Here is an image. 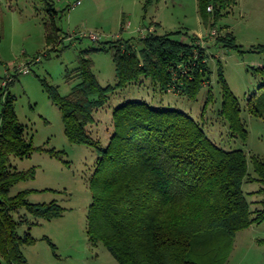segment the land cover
<instances>
[{"label":"trees","instance_id":"obj_1","mask_svg":"<svg viewBox=\"0 0 264 264\" xmlns=\"http://www.w3.org/2000/svg\"><path fill=\"white\" fill-rule=\"evenodd\" d=\"M237 1L197 0L204 26L215 27ZM50 20L47 40L52 44L60 29L54 16ZM196 38L193 35L191 42L185 43L170 33L148 30L138 38L118 37L84 49L78 65L67 74L69 80L77 77L80 81L66 95L41 79L49 99L61 112L68 140L94 145L99 151L90 179L86 231L91 242L101 241L120 264H199L206 250L211 251L212 262L220 258L225 241L264 220V200L263 208L252 210L242 188L252 179L247 153L241 148L221 146L181 110L155 108L141 100L125 101L112 111L113 129L105 147L90 135L88 126L94 121V111L107 103L115 88L149 78L153 85L170 90L176 65L194 60ZM217 41L227 47H240L232 32L219 36ZM107 45L113 50L115 86L99 82L90 56L93 49H105ZM255 48L264 52V45ZM205 57L201 54L196 58L190 77L176 72L181 81L178 92L189 98L198 95L209 78ZM252 71L264 77V67H252ZM219 82L220 114L231 135L246 142L248 132L240 118L239 101L222 72ZM12 83L0 86V255L9 264H30L22 246L34 243L35 238L29 229L20 235L18 227L59 217L64 208L55 200L30 201L29 188L9 194L14 184L36 173L33 166L13 168L11 156H29L34 150L58 154L53 148L34 146L32 137L25 133L9 90ZM210 98L209 90L206 103ZM251 163L264 182V157L253 156ZM259 191L264 193V186Z\"/></svg>","mask_w":264,"mask_h":264},{"label":"rangeland","instance_id":"obj_2","mask_svg":"<svg viewBox=\"0 0 264 264\" xmlns=\"http://www.w3.org/2000/svg\"><path fill=\"white\" fill-rule=\"evenodd\" d=\"M0 0V86L8 73L20 64L30 68L18 73L9 86L14 107L25 133L34 146L55 149L58 154L34 150L29 156H11L13 168L34 167L35 176L14 184L9 194L35 188L29 200H55L63 208L61 216L35 223H23L18 233L29 229L35 238L22 246L30 264H120L101 241L91 242L87 235V214L91 203L90 179L99 151L94 145L71 143L64 133L59 108L49 99L41 84L45 79L58 87L62 95L70 92L79 78H67L78 65L81 51L98 47L100 42L118 37L138 38L148 30L170 33L189 43L195 33L203 39L209 70L195 98L181 92L162 90L149 78L115 88L107 103L94 111L88 129L97 144L105 147L111 135L112 111L129 100H141L155 108L181 110L202 125L208 135L226 148H241L248 156L250 181L243 190L250 208H263L264 193L258 191L264 182L252 170L251 157H264V77L252 67H264V0H238L215 27L206 28L198 13L197 0ZM52 8V9H50ZM54 16L59 35L54 43L47 40V28ZM157 22V24L155 23ZM211 30L216 31L213 37ZM100 37L94 41L89 33ZM232 32L238 49L218 42L219 36ZM202 36V37H200ZM109 45L92 50L93 70L103 85L115 86V66ZM38 57L37 60H34ZM222 72L230 90L240 104V118L247 128V139L232 136L227 121L221 116ZM211 98L207 101L208 91ZM206 104V105H205ZM29 220L33 218L29 216ZM30 227V228H29ZM54 244V248L48 240ZM264 220L241 229L225 241L220 258L212 259L206 250L199 264H264ZM214 252V251H212ZM1 264L7 263L0 255Z\"/></svg>","mask_w":264,"mask_h":264},{"label":"built area","instance_id":"obj_3","mask_svg":"<svg viewBox=\"0 0 264 264\" xmlns=\"http://www.w3.org/2000/svg\"><path fill=\"white\" fill-rule=\"evenodd\" d=\"M79 3H80V0H78L76 2V4H79ZM208 9H211V6H209ZM210 35L214 37L216 35V31L211 30ZM89 37L92 38V40H94V41H99V39H100V37L97 36L94 32H90L89 33ZM200 37H202V36H200ZM196 44L198 45V48H197L198 50H196V53L194 55V60L193 61H189L187 63L176 65V69L177 70L174 71L173 81H172V84L170 86V90L178 92V90L176 89L177 88V84H181V81H178L179 79H178V76H177L176 72L179 71L181 74H184L186 77L187 76L190 77L191 76V71L193 70V68H194V66L196 64V58H198L201 54L205 53V46L203 45V39L199 38V40L196 41ZM202 49L204 50L203 53H201ZM37 59H38V57L34 58V60H37ZM203 61H205V59ZM29 72H30V68L27 65V63L26 64H20L19 66L16 67L15 73H8L5 76V78L2 81V85L1 86H5L9 82H11L18 73L27 74Z\"/></svg>","mask_w":264,"mask_h":264},{"label":"crops","instance_id":"obj_4","mask_svg":"<svg viewBox=\"0 0 264 264\" xmlns=\"http://www.w3.org/2000/svg\"><path fill=\"white\" fill-rule=\"evenodd\" d=\"M155 23L157 24V22H155ZM194 35H199V33H195ZM248 181H250V180H248ZM29 189H32L31 193L29 194V197H30V195L35 191V188L30 187ZM258 191H259V190H258ZM32 201H33V200H32ZM34 201H35V202H42V199L35 198ZM43 221H44V220H43Z\"/></svg>","mask_w":264,"mask_h":264}]
</instances>
